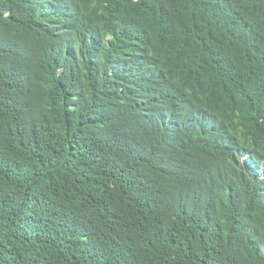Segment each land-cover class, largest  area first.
Returning a JSON list of instances; mask_svg holds the SVG:
<instances>
[{"label": "trees", "instance_id": "obj_1", "mask_svg": "<svg viewBox=\"0 0 264 264\" xmlns=\"http://www.w3.org/2000/svg\"><path fill=\"white\" fill-rule=\"evenodd\" d=\"M0 264H264V0H0Z\"/></svg>", "mask_w": 264, "mask_h": 264}]
</instances>
